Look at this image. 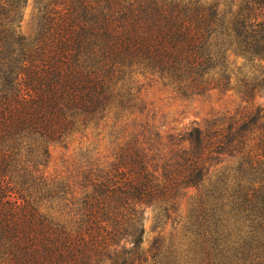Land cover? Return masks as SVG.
<instances>
[{
    "label": "trees",
    "instance_id": "1",
    "mask_svg": "<svg viewBox=\"0 0 264 264\" xmlns=\"http://www.w3.org/2000/svg\"><path fill=\"white\" fill-rule=\"evenodd\" d=\"M38 4L26 38L25 0H0V264H264V0ZM146 76L185 98L232 93L238 111L159 152L132 87ZM101 128L119 135L110 157L46 173L53 146ZM224 159L182 234L142 251V207L170 219Z\"/></svg>",
    "mask_w": 264,
    "mask_h": 264
},
{
    "label": "rangeland",
    "instance_id": "2",
    "mask_svg": "<svg viewBox=\"0 0 264 264\" xmlns=\"http://www.w3.org/2000/svg\"><path fill=\"white\" fill-rule=\"evenodd\" d=\"M38 10V0H25L18 27L22 36L29 38L34 34L39 16ZM243 64L242 58L231 55L227 59V73L236 75L242 71ZM132 87L134 91H139L141 100L146 106L152 132L159 133L161 136V140L158 141L159 144L153 142L154 148L158 149L159 152L169 151L173 148L171 145L176 143L172 137L167 136L184 135L187 131L197 127L206 128L212 120L221 114H234L239 107V100L232 93L212 92L202 97L185 98L176 95L168 87H164L156 77H137L134 79ZM257 104L264 106V96L257 99ZM108 126L111 125L108 124ZM115 132L116 134H110L109 129L101 128L89 132L86 138L77 137L73 139L66 148L53 146L46 173L48 175L54 174L55 171L62 169L66 161L77 158L86 151L97 153L101 158L110 157L111 150L117 143L116 139L119 138L117 131ZM174 138L176 139V137ZM232 163L231 159H224L221 164L211 169L208 179L201 187L187 189L178 202L177 214L171 216L170 219H167L155 207H142V251H147L158 239L173 240L178 238L183 232L190 207L199 192L208 189L216 177L222 174ZM39 206L43 211L50 212L49 205L42 204Z\"/></svg>",
    "mask_w": 264,
    "mask_h": 264
}]
</instances>
